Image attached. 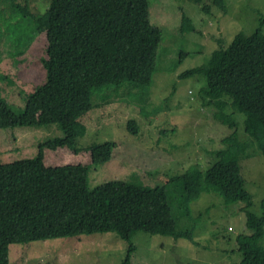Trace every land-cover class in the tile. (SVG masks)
I'll use <instances>...</instances> for the list:
<instances>
[{"label": "trees", "instance_id": "trees-1", "mask_svg": "<svg viewBox=\"0 0 264 264\" xmlns=\"http://www.w3.org/2000/svg\"><path fill=\"white\" fill-rule=\"evenodd\" d=\"M121 1L51 0L44 16L31 10L29 0H11L2 18L8 36L2 38L4 43L17 41L18 46L8 47L4 56L23 55L37 34L45 32L47 80L18 108L0 93V127L59 122L63 134L40 142L33 157L0 162V264H10L11 244L83 234L115 232L130 241L135 232L145 231L197 244L185 175H170L155 186L113 179L90 187V164L50 166L44 160L46 149L77 146V124L90 110L115 102L117 94L153 83L164 32L148 19L117 11ZM213 3L227 11L226 0ZM211 8L203 3L206 13ZM23 20L29 22L25 38L17 33ZM182 20L191 26L186 15ZM263 25L264 17L254 32H237L227 46L218 39L219 47L206 62L180 74L205 77L202 105L214 106L213 117L227 127L220 148L211 151L215 160L204 177L208 192H218L226 203H245L249 233L237 237L242 258L233 264H264V198L260 213L253 212L252 195L241 174V160L258 150L264 155ZM10 33L16 37L13 42ZM186 54L180 52L173 67ZM242 123L245 138L239 136ZM127 128L137 134L140 126L130 118ZM116 146L112 140L93 142L91 163L110 161ZM189 221V228L181 227ZM133 249L131 243L123 264H133Z\"/></svg>", "mask_w": 264, "mask_h": 264}, {"label": "rangeland", "instance_id": "rangeland-1", "mask_svg": "<svg viewBox=\"0 0 264 264\" xmlns=\"http://www.w3.org/2000/svg\"><path fill=\"white\" fill-rule=\"evenodd\" d=\"M50 1L29 0L31 10L44 16ZM10 2L0 0V93L18 108L36 86L47 80L43 63L47 57V38L45 32L38 33L23 55L4 56L7 48L17 43L12 41L16 37H11V33L12 44L2 39L8 38L4 29L7 24L2 18L9 12ZM204 2L211 4V12L202 10ZM226 3L227 11L213 0L119 2L117 11L148 19L164 32L153 83L150 87L139 86L117 94L115 102L90 110L77 124V146L73 150L46 149L44 156L50 166L90 164V187L113 179L155 186L170 175H185L192 209L190 221L195 223L193 237L197 244L184 237L145 231L135 232L130 241L115 232L83 234L11 244L10 264H123L131 243L133 264H233L241 260L237 237L249 233L242 211L245 203H226L218 192H208L204 177L205 170L215 160L211 151L220 148L227 127L213 117L214 106L202 105L205 77L180 76L183 71L206 62L219 47L218 39L227 46L237 32H254L264 17V0H226ZM183 14L190 19L191 26L183 22ZM20 25L17 33L25 38L29 22L23 20ZM180 52L187 54L173 67V59L179 58ZM0 111H3L1 107ZM130 118L139 123L137 134L127 128ZM62 134L59 122L0 127V162L33 157L40 142ZM239 136L245 138L243 123L239 126ZM104 140L117 143L112 159L103 164L91 163V144ZM241 174L252 195V211L259 214L264 198L261 151L241 160ZM190 221L180 224L181 227L189 228ZM262 242L264 245V237Z\"/></svg>", "mask_w": 264, "mask_h": 264}]
</instances>
